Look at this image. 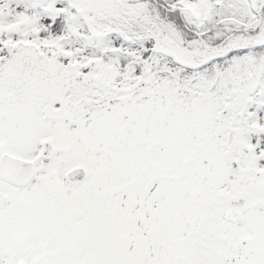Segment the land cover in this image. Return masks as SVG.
Masks as SVG:
<instances>
[{"label": "snow or ice", "instance_id": "6c2138e0", "mask_svg": "<svg viewBox=\"0 0 264 264\" xmlns=\"http://www.w3.org/2000/svg\"><path fill=\"white\" fill-rule=\"evenodd\" d=\"M0 264H264V0H0Z\"/></svg>", "mask_w": 264, "mask_h": 264}]
</instances>
